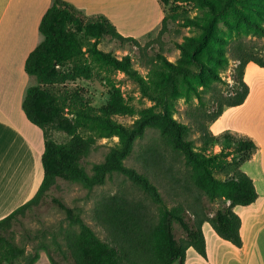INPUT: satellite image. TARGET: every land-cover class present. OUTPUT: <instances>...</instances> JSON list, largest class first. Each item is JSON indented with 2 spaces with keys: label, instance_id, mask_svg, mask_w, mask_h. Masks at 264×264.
<instances>
[{
  "label": "trees",
  "instance_id": "obj_1",
  "mask_svg": "<svg viewBox=\"0 0 264 264\" xmlns=\"http://www.w3.org/2000/svg\"><path fill=\"white\" fill-rule=\"evenodd\" d=\"M159 1L169 6L182 0ZM198 1L208 8L204 22L197 24L201 33L178 44L182 57L173 63L162 53L152 52L151 46L162 39L170 21H175L178 14L164 17L157 38L142 45L134 37L123 36L106 17H87L64 0H54L40 23L44 40L30 53L25 64V71L38 80L37 85L28 89L23 110L28 120L44 131V179L31 201L0 220V264H36L42 251L51 264H61L46 244L27 255L26 248L19 246L12 237L15 222L42 203L58 179L79 183L92 190L104 185L116 173L133 184L135 193L119 192L105 196L96 205L94 219L104 229L106 241L75 209L58 198L52 199L66 213L71 226L78 227L77 231L67 235V250L71 253L68 264H185L187 250L191 247L207 257L205 222H209L222 239L239 248L243 246L242 220L234 208L249 206L259 198L254 181L241 170V166L256 153L257 144L248 137L224 134L233 140L234 158L227 167L228 178L222 180L212 170L214 160L196 150L190 135L195 127L201 134L204 147L219 143V137L210 132L209 125L217 121L227 107L245 103L250 93L245 82L246 67L254 62L264 68V58L250 51L233 56L238 65L233 73L235 84L231 94L216 98V110L209 112L204 107L203 92L195 87L194 95L200 106L191 117L192 123L175 119L176 105L183 97L181 81L186 84L196 80L205 88H211L217 80L222 81L217 70L205 68L203 58H214L222 70H226L231 61L216 44V31L219 23L235 11L238 0ZM186 19L187 23H195ZM255 34L264 38V28L260 27ZM104 38L136 47L145 59L148 76L139 74L130 55L120 59L101 50L99 45ZM218 53L221 56H217ZM196 68L201 69L197 71ZM115 71L123 72L137 82L142 95L153 106L136 110L120 90L114 89L109 99L96 107L86 88L77 84L78 81L96 79L104 83L108 81L104 74ZM119 115L137 118L132 125L126 126L115 119ZM51 129L65 134L68 139L57 142ZM148 130L159 132L163 152L153 154L152 150L149 151L152 155L146 159L145 169L171 178L183 192L194 185L200 194L192 202L188 199L169 207L148 173L126 166L125 161L132 154L134 145ZM111 137L119 138L118 145L112 147L104 161L95 163L89 172L84 161L98 147L100 139ZM203 197L208 203L221 201L224 205L211 216ZM175 223L185 233L184 240L177 239ZM53 243L67 259V253L56 237Z\"/></svg>",
  "mask_w": 264,
  "mask_h": 264
},
{
  "label": "rangeland",
  "instance_id": "obj_2",
  "mask_svg": "<svg viewBox=\"0 0 264 264\" xmlns=\"http://www.w3.org/2000/svg\"><path fill=\"white\" fill-rule=\"evenodd\" d=\"M207 13L208 8L198 0H182L169 6H164L159 0H144V2L142 0L133 16L122 23L118 22L119 24H116V26L123 36L134 37L142 45H145L148 41L157 38L164 17L178 14L175 21H170L168 31L162 39L151 46L152 52H160L170 62L177 63L182 57V53L177 47L178 44L183 43L188 37L200 35L201 29L197 24L204 22ZM186 18H190L195 23H187ZM185 24L189 25L185 26ZM260 27L264 28V0H238L235 11L228 14L224 21L219 23L216 31L215 42L224 55L231 58L229 66L226 70H222L218 68L217 61L214 58H203L205 68L217 70L222 81L217 80L211 88L199 86L196 80L186 84L181 81L183 97L179 99L176 105L175 119L186 124L192 123L191 117L195 116L196 109L200 106L199 100L194 95L195 87L203 92L204 107L209 112L216 110V98L220 95L229 96L231 94V89L235 84L233 73L238 65L233 56L250 51L264 58V38L255 34ZM99 48L104 52L113 53L120 59L130 55L139 74L144 77L148 76L149 72L144 67L145 59L142 58L136 47L128 44L122 45L110 38H104ZM216 55L221 56L220 53ZM200 69L196 68L197 71ZM205 72L208 74L207 70ZM104 75H106L105 78H108V81H104V83L98 79L91 82H77L79 86L86 88L94 106H102L109 99L110 93L114 89L120 90L128 103L136 110L153 106V103L142 95L137 82L123 72L115 71ZM35 81V85H37L38 80L36 77ZM245 82L252 90L250 103L244 108L227 107L225 113L209 125L210 132L219 137L218 144L204 147L201 134L195 127L192 128L190 135L195 143L196 150L214 160L211 165L212 170L215 176L222 180L228 178L227 167L234 158L233 140L227 139L224 134L246 135L250 133L256 139L264 140V68L254 62L249 63L245 70ZM136 118V116L131 115L115 117L118 122L126 126L132 125ZM50 132L57 142H64L68 139L65 134L54 129H51ZM118 143V137L100 139L98 147L83 163L87 170L90 172L95 163L103 162L106 154ZM151 150L153 154L163 150L159 132L156 130H148L146 135L136 142L132 154L125 161L126 166L135 168L141 173H148L151 180L159 187L169 207H174L188 199L192 202L195 197H198L200 190L194 185L191 184L190 189L183 192L171 178L167 179L160 174L157 175L152 169H145L146 159L152 155L149 153ZM216 156L218 157L216 158ZM260 158L261 162L259 164L253 163L247 165V168L252 166L256 167L257 170L264 169V156ZM257 185L260 193H264V183L258 181ZM119 192L131 194L135 193V188L126 177L117 173L108 178L104 185L97 186L92 190L84 188L79 183L58 179L56 185L48 192L45 200L20 216L19 220L15 222L12 228V237L19 246L26 248L27 255H31L40 245L46 244L50 247L57 261L61 264H68L71 261V253L67 250V235L69 232L77 231L78 227L71 226L66 213L54 204L52 199L58 198L68 207L75 209L97 235L106 241L104 229L94 219V209L103 197ZM202 199L205 200L204 202L211 216L224 205V202L221 201L208 203L205 197ZM189 216H191L190 213ZM174 227L177 239L184 240L185 233L181 226L175 223ZM54 237L57 238V241L66 251L67 259L58 252L56 245L53 243Z\"/></svg>",
  "mask_w": 264,
  "mask_h": 264
},
{
  "label": "crops",
  "instance_id": "obj_3",
  "mask_svg": "<svg viewBox=\"0 0 264 264\" xmlns=\"http://www.w3.org/2000/svg\"><path fill=\"white\" fill-rule=\"evenodd\" d=\"M64 1L87 17L104 16L116 26L133 16L142 0ZM53 2L0 0V220L31 201L44 179V131L28 120L23 103L28 89L36 84L35 77L25 71L26 60L44 40L39 27ZM251 96L250 88L245 103L237 107H246ZM239 136L252 139L258 147L241 170L254 181L259 198L249 206L234 208L242 220L243 246L239 248L222 239L211 224L205 222L207 257L191 247L187 250L185 264H264V193H260L257 185L258 181L264 183V169L247 168L261 162L264 140L250 133ZM36 264L51 262L42 251Z\"/></svg>",
  "mask_w": 264,
  "mask_h": 264
}]
</instances>
